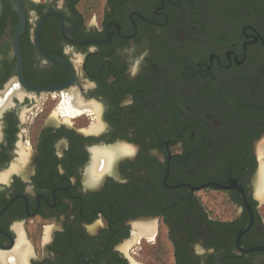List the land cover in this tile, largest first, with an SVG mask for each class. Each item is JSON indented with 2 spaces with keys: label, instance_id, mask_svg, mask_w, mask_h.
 <instances>
[{
  "label": "flooded vegetation",
  "instance_id": "af4514ba",
  "mask_svg": "<svg viewBox=\"0 0 264 264\" xmlns=\"http://www.w3.org/2000/svg\"><path fill=\"white\" fill-rule=\"evenodd\" d=\"M263 142L264 0H2L0 264H264Z\"/></svg>",
  "mask_w": 264,
  "mask_h": 264
},
{
  "label": "bare ground",
  "instance_id": "6f19581e",
  "mask_svg": "<svg viewBox=\"0 0 264 264\" xmlns=\"http://www.w3.org/2000/svg\"><path fill=\"white\" fill-rule=\"evenodd\" d=\"M127 148V147H126ZM128 149V148H127ZM104 153H107V152H104ZM110 153H114L113 152V150H112V152H111V150H110ZM259 190H260V193L261 192H264V167H262V170H261V184H260V188H259Z\"/></svg>",
  "mask_w": 264,
  "mask_h": 264
},
{
  "label": "rangeland",
  "instance_id": "374dc122",
  "mask_svg": "<svg viewBox=\"0 0 264 264\" xmlns=\"http://www.w3.org/2000/svg\"><path fill=\"white\" fill-rule=\"evenodd\" d=\"M261 148L264 150V142L261 144L260 149H261ZM262 149H261V150H262ZM200 193H201V196L205 197V194H204L203 191H201ZM212 194H213V196H216V194H215L214 192H212Z\"/></svg>",
  "mask_w": 264,
  "mask_h": 264
},
{
  "label": "water",
  "instance_id": "95a60500",
  "mask_svg": "<svg viewBox=\"0 0 264 264\" xmlns=\"http://www.w3.org/2000/svg\"><path fill=\"white\" fill-rule=\"evenodd\" d=\"M1 9H2V0H0V12H1Z\"/></svg>",
  "mask_w": 264,
  "mask_h": 264
}]
</instances>
